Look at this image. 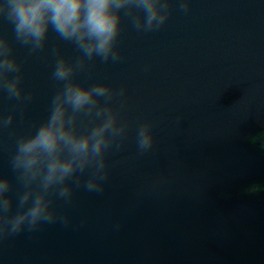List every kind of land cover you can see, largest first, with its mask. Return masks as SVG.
<instances>
[{"label":"water","instance_id":"water-1","mask_svg":"<svg viewBox=\"0 0 264 264\" xmlns=\"http://www.w3.org/2000/svg\"><path fill=\"white\" fill-rule=\"evenodd\" d=\"M117 63L90 64L75 79L126 89L121 122L126 150L109 159L100 193L75 189L70 205L56 199L61 220L0 237V264H264V0H190L175 4L158 30L138 32L124 18ZM0 35L12 40L0 22ZM22 63L26 106L0 95V177L18 136L49 115L60 85L52 49L72 59V44L50 30L44 50ZM151 123L153 148L136 149V130ZM252 189H256L252 191Z\"/></svg>","mask_w":264,"mask_h":264},{"label":"clouds","instance_id":"clouds-1","mask_svg":"<svg viewBox=\"0 0 264 264\" xmlns=\"http://www.w3.org/2000/svg\"><path fill=\"white\" fill-rule=\"evenodd\" d=\"M174 4L181 12L190 10V0H0V22L12 32V40L0 35V95L17 106L33 100V93L21 86L23 65L14 55L13 40L31 55L45 49L51 30L78 53L68 59L59 47L52 49L56 59L51 75L60 87L46 120L15 139L9 165L19 186L16 211L12 214L9 195L13 184L0 177V237L17 235L25 228L36 230L58 219L67 225L68 217L58 216L53 208V198L70 205L75 189L104 190L111 174L110 157L126 150L128 124L120 119L126 89L101 83L86 87L75 76L94 61L122 60L117 43L124 18L138 32L158 31ZM15 119L14 114L0 115V132L11 128ZM152 128L144 123L136 130L140 155L154 146Z\"/></svg>","mask_w":264,"mask_h":264}]
</instances>
